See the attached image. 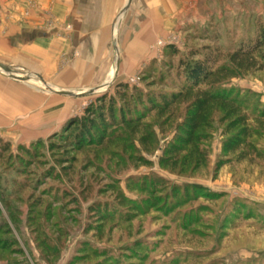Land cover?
<instances>
[{
    "label": "rangeland",
    "instance_id": "374dc122",
    "mask_svg": "<svg viewBox=\"0 0 264 264\" xmlns=\"http://www.w3.org/2000/svg\"><path fill=\"white\" fill-rule=\"evenodd\" d=\"M104 1L95 26L85 28L93 41L105 38L104 43L90 45H99L98 52H81L75 45L71 58L65 51L59 54L55 71L7 67L15 78L28 81L23 82L24 103L14 101L12 94L0 100V139L13 156L18 146L42 143L39 152L44 156L38 160L45 161V167L35 162L22 174L14 160L8 165L5 158L0 160L4 195L0 239L13 243L0 254V264H71L75 257L83 260L74 264H264V134L257 143L261 158L240 163L233 158L215 172L225 141L223 127L216 125L208 144L207 169L189 176L161 167L162 151L175 131L155 126L159 145L154 153L143 154L149 167L134 169L127 164L123 170L117 159L108 162L102 156L95 162L93 148L77 156L73 173L57 179L60 171L55 165L54 176L44 177L45 170L54 166L51 155L44 152L48 139L63 134L66 125L83 117L97 99L113 95L117 85L138 84L139 74L154 62L160 69L164 47L175 46L183 59L208 47L225 56L240 43L253 41L264 27V10L257 0H131L125 11L127 0ZM46 21L50 28L49 11ZM61 29L70 47L72 26ZM172 62L175 68L177 58ZM0 75L9 78L1 69ZM225 89L260 103L250 112L264 111V72L234 79ZM146 175L157 183L153 205H140L129 221L115 217L98 232L89 207L112 203L109 192L102 194L108 185L141 201L143 197L129 193L127 185L137 179L139 191ZM81 183L91 186L84 195L79 194ZM165 193L175 200L165 199Z\"/></svg>",
    "mask_w": 264,
    "mask_h": 264
},
{
    "label": "trees",
    "instance_id": "16d2710c",
    "mask_svg": "<svg viewBox=\"0 0 264 264\" xmlns=\"http://www.w3.org/2000/svg\"><path fill=\"white\" fill-rule=\"evenodd\" d=\"M208 48L206 51H192L187 59H183L175 46L168 45L163 49L160 69L154 62L139 74L138 84L133 87L117 85L113 95L97 99L85 109L83 117L66 125L63 134L48 139L44 152L51 155L54 166L45 170L44 177L54 176L55 165L60 171L56 174L57 179L73 173L77 156L93 148L96 151L93 155L95 162L102 156L108 162L117 159L124 166L123 170L127 164L134 169L149 167L150 163L143 154L154 153L159 145L155 126L160 130L165 127V132L175 131L160 158L161 167L172 174L193 176L207 169L208 144L216 125L223 127L225 141L215 172L233 158L238 163L245 162L249 157L261 158L257 143L263 139L264 111H249L258 108L260 103L249 102L238 93L232 96L225 87L234 79L264 72V27H259L253 41L240 43L225 56L218 49ZM176 58L174 68L172 60ZM171 77L174 80L170 82ZM150 118L152 122H148ZM0 144V160L5 158L6 165L14 160L22 174H26L35 162L41 168L45 167V161L38 160L44 156L39 152L42 143L18 146L15 156L8 143H2L0 139ZM93 161L87 160L89 166ZM136 180H130L127 191L138 192L143 197L141 201L136 202L127 197L121 188L108 185L109 190L102 194L109 192L112 203H95L89 207V216L96 223L98 232L115 217L121 220L125 217L129 221L140 211V205L143 208L153 205L151 200L157 183L149 175L142 176L137 191ZM1 184L0 181V198L3 200ZM90 187L81 183L79 194H86ZM174 198L165 193V199L170 202ZM11 245L12 241L0 239V254L7 252ZM80 250L86 248L80 247ZM74 260L83 258L75 257ZM74 260L71 264L75 263Z\"/></svg>",
    "mask_w": 264,
    "mask_h": 264
},
{
    "label": "crops",
    "instance_id": "0c3cea01",
    "mask_svg": "<svg viewBox=\"0 0 264 264\" xmlns=\"http://www.w3.org/2000/svg\"><path fill=\"white\" fill-rule=\"evenodd\" d=\"M104 3V0H0V64L18 71L41 73L55 71L62 51L71 58L75 45L81 52L95 54L99 45L96 48H90V45L98 44V40L103 42L105 38L93 41L85 28H90V24L95 26L98 11ZM257 3L260 10H264V0H257ZM48 11L50 28L45 27ZM65 25L72 26L74 32L69 33L70 47L68 38L64 37L66 33L61 29ZM82 64V61L78 63ZM100 71L104 70L101 68ZM10 80L0 75V100L12 94L14 101L24 103L23 83Z\"/></svg>",
    "mask_w": 264,
    "mask_h": 264
},
{
    "label": "water",
    "instance_id": "95a60500",
    "mask_svg": "<svg viewBox=\"0 0 264 264\" xmlns=\"http://www.w3.org/2000/svg\"><path fill=\"white\" fill-rule=\"evenodd\" d=\"M130 3H131V0H127L126 5H125L123 11H125V10L128 8V6L130 5ZM0 69H1L2 71H4L5 73H7L8 76H9V78H10L11 80H13V81L21 82V83H23V82H27V81H28V79H26V78H15V77L10 73V70H9L7 67H5V66H3V65H1V64H0ZM106 85H107V84L105 83V86H106ZM54 93H55V94H58V95H64V96H73V95H74V94H72V93H67V92H55V91H54ZM90 93H91V92H90Z\"/></svg>",
    "mask_w": 264,
    "mask_h": 264
}]
</instances>
